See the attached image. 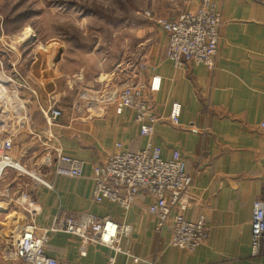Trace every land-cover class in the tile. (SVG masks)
I'll list each match as a JSON object with an SVG mask.
<instances>
[{
	"label": "crops",
	"instance_id": "obj_1",
	"mask_svg": "<svg viewBox=\"0 0 264 264\" xmlns=\"http://www.w3.org/2000/svg\"><path fill=\"white\" fill-rule=\"evenodd\" d=\"M214 1L221 13L222 27L212 68L193 64L176 67L166 56L167 33L153 21L160 29L155 43L143 44L138 58L130 54L112 68L101 66L95 73L81 68V72L73 74L75 79H66L69 75L59 67L64 56L60 52L52 90L63 115L51 129L67 155L84 161V177H56L51 169L44 168L54 188L41 186L33 190L28 177L12 169L6 171L0 182V216L4 215L0 220V264H27L7 253L9 235L22 226H9L10 214L9 219L14 221L17 213H22L25 224H34L42 234L51 227L59 210L86 211L100 218L110 217L118 224H131L133 233L122 239L121 247L156 264H264V254H252L251 224L254 201L264 200V0ZM196 7L197 0H161L147 9L156 17L173 20L182 11ZM32 60L31 49L24 48L23 70L29 74L32 87L46 94L45 81L37 66L31 67ZM140 62L147 67L139 69ZM154 75L161 77V88L158 92L147 88L145 98L164 118L178 103L180 125L160 121L152 136L141 134L131 110L117 114L111 106L107 112L97 114L87 110L79 98L81 91L102 82L122 87L126 81L136 79L149 83ZM30 112L34 129L43 132L46 121L34 98ZM118 143L120 150L130 152L148 144L158 146L164 159H170L174 150L180 151L186 172L193 178L191 205L185 217L196 220L206 216L211 230L204 245L193 252L172 246L173 217L158 233L153 218L139 205L125 210L110 200L94 202V166L104 163L117 150ZM13 144L10 151L16 155H11L19 160L24 159L23 152L37 158L42 150L41 143L27 134L18 135ZM22 192L32 195L35 215L12 201ZM151 199L139 196L145 206ZM80 245L81 239L75 234L50 232L45 253L70 264H108L112 256L118 264L132 262L131 256L115 254L102 244H89L82 255Z\"/></svg>",
	"mask_w": 264,
	"mask_h": 264
},
{
	"label": "built area",
	"instance_id": "obj_2",
	"mask_svg": "<svg viewBox=\"0 0 264 264\" xmlns=\"http://www.w3.org/2000/svg\"><path fill=\"white\" fill-rule=\"evenodd\" d=\"M146 16L167 33L166 56L176 67L183 68L188 64L214 66V59L218 52L221 37L222 18L220 10L214 0H197L194 10L182 11L176 19L169 20L156 17L151 10L145 9ZM0 41L9 44L14 53L10 62V72L4 69L0 59L1 75L10 92L4 97L3 110L0 121L7 131L13 125L19 133L27 134L37 139L42 146L40 154L30 165L23 164L12 156L5 146L7 139L0 142V182L7 170H15L21 177H28L31 189L41 186L53 189L44 168L51 169L56 176L70 178L84 177V161L67 155L63 147L56 140L52 126L62 117L63 110L58 105V96L52 90L56 75L57 53L54 48H44L37 45L38 37L35 32L23 31L12 36L5 35L4 17L0 12ZM30 48L33 52L31 67L38 68L45 81L46 94H40L32 87L29 74L22 71L23 49ZM145 63H138L143 70ZM137 68V69H138ZM158 92L161 88V77L154 75L149 83L140 81H126L122 87L102 82L98 87H90L81 91L79 98L85 102V108L93 113H105L113 106L117 114L125 109L134 113L135 121L140 126L141 134L152 136L156 124L166 120L173 125H180V105L175 103L167 118L158 114L149 105L144 91ZM4 91V86H3ZM34 98L37 106L45 118L47 127L38 132L33 127V118L30 112V101ZM9 120V121H8ZM11 121V123H10ZM264 129V123L261 124ZM53 141V142H52ZM117 150L101 164L93 169L94 181L93 200L102 203L105 200L116 202L128 210L139 205L155 221V229L161 233L169 220L173 217L171 245L188 252L195 251L204 245L209 237L211 227L206 216L201 215L196 220H188L185 212L191 205L189 190L193 178L186 172L185 160L178 149L173 151L170 159L162 158V150L158 146L148 144L146 148L136 152ZM141 194L151 196L148 205L139 202ZM6 195V194H5ZM12 197L14 195H9ZM14 204L26 209L35 215L34 200L28 192L15 195ZM252 254H264V200L257 199L253 204L252 212ZM50 232H67L80 237V251L86 254L89 244H102L110 247L116 253H124L132 257L130 264L148 262L144 258L131 254L121 247V241L133 233V226L128 223L118 224L110 217L100 218L90 212H66L59 210L53 218L50 228L44 229L42 234L34 224H24L17 233L20 242L9 248L8 255L21 259L27 264H70L45 253V245ZM11 247V243H9ZM108 264H118L115 256L109 259Z\"/></svg>",
	"mask_w": 264,
	"mask_h": 264
},
{
	"label": "rangeland",
	"instance_id": "obj_3",
	"mask_svg": "<svg viewBox=\"0 0 264 264\" xmlns=\"http://www.w3.org/2000/svg\"><path fill=\"white\" fill-rule=\"evenodd\" d=\"M160 1L0 0V12L4 17L5 35L12 36L23 31L35 32L38 37L37 45H43L48 50L54 48L57 57L60 52L64 54L59 63L61 72L69 75L65 76L66 79H75L73 74L81 72V68L90 73L97 72L101 66L109 69L129 58L130 54L138 58L145 46L154 44L159 28L146 16L145 9ZM2 43L0 41V50L3 52L0 53V59H4V69L10 72V62L15 59L14 53L9 44ZM20 67L24 71L23 62ZM4 92L8 95L10 86L5 84L0 67V103L3 101ZM4 105H0V116L2 112L6 113V107L5 110L2 108ZM4 127V123L0 121V142L7 139V151L15 156L10 147L14 145L17 136L23 133L17 132L13 125L7 131ZM22 157V160L16 158L27 165L36 160V156L24 152ZM10 215L7 218L9 226L25 224L22 213H17V220L13 219L14 221L9 219ZM3 218L4 215H1L0 220ZM17 231L14 230L9 235L8 244L11 243V247L8 245L7 251L14 247L16 238L13 239V236L19 235Z\"/></svg>",
	"mask_w": 264,
	"mask_h": 264
},
{
	"label": "bare ground",
	"instance_id": "obj_4",
	"mask_svg": "<svg viewBox=\"0 0 264 264\" xmlns=\"http://www.w3.org/2000/svg\"><path fill=\"white\" fill-rule=\"evenodd\" d=\"M14 238H16L15 239V245H17L19 242H20V237H19V235L16 237V235L15 236H13V239Z\"/></svg>",
	"mask_w": 264,
	"mask_h": 264
}]
</instances>
